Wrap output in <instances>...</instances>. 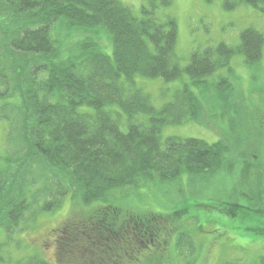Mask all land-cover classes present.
I'll return each mask as SVG.
<instances>
[{
	"label": "trees",
	"instance_id": "1",
	"mask_svg": "<svg viewBox=\"0 0 264 264\" xmlns=\"http://www.w3.org/2000/svg\"><path fill=\"white\" fill-rule=\"evenodd\" d=\"M238 1L264 12V0ZM223 3L227 8L238 4ZM0 12L6 21L0 32L8 49L7 74L0 73V79L7 96L18 98L12 103L18 115L10 117L6 137V144L17 145L10 154H0V225L6 233L26 226L43 211L58 208L70 191L90 203L114 188L137 187L145 179L171 181L182 174L212 175L230 169L232 163L225 156L233 148L226 137L212 143L194 137H161L160 126L179 125L198 116L200 101L193 91L183 88L173 101L155 109L149 94L135 87L133 78L139 74L167 81L186 72L193 84L204 86L207 76L219 67H229L235 53L242 54L248 65L258 63L264 33L245 28L238 45L219 42L194 50L181 67L175 55L174 20L138 17L118 0H0ZM60 21L69 33L81 28L108 32L112 55L98 50L84 53L81 60L60 59L59 43L50 33ZM125 80L131 81V89ZM220 81L230 87L226 77ZM85 105L93 112L79 109ZM117 109L127 116L126 131L113 116ZM139 111L148 115V126L136 122ZM30 168H43V172L27 181ZM261 171L264 198V166ZM162 216L106 204L90 214L65 219L53 229L57 262L131 263L145 244L154 242ZM20 263L49 264L37 256ZM220 264L248 263L234 259ZM249 264H264V255Z\"/></svg>",
	"mask_w": 264,
	"mask_h": 264
},
{
	"label": "rangeland",
	"instance_id": "2",
	"mask_svg": "<svg viewBox=\"0 0 264 264\" xmlns=\"http://www.w3.org/2000/svg\"><path fill=\"white\" fill-rule=\"evenodd\" d=\"M118 1L138 17L159 22L174 20L177 26L175 55L181 67L187 65L188 56L194 50L215 47L219 42L238 45L240 31L248 26L264 33V12L250 3L239 1L236 7L225 8L224 0H171L169 4L162 0ZM5 23L0 14V27H4ZM51 33L60 43V59L75 57L81 60L84 53H93L95 49L108 55L113 53L109 34L104 30L98 32L81 28L69 33L64 23H58ZM82 42L88 45L84 48ZM5 43L6 37L0 32V73L4 72V63L8 64ZM229 67H219L207 76L204 86L193 84L186 72L177 79L167 81L159 76L137 74L133 81L135 87L149 94L155 109L173 101L174 94L183 88L193 91L200 101L196 119L179 125L160 126L161 137H194L208 143L226 137L233 148L225 156L232 163L230 169H222L212 175L182 174L171 181L145 179L137 187L114 188L105 198L90 203H85L78 193L70 191L62 198L58 208L39 213L28 220L26 226L21 225L6 233L0 225L2 264H21L20 259L26 260L31 256L42 257L50 264H59L53 238L56 231L53 229L65 219L90 214L106 204H114L127 211L164 213L160 219L162 230L160 226L154 233V242L149 248L145 244L138 259L127 264H220L234 259L249 264L264 255V229L260 230L264 227V213L259 210L262 208L259 203L264 207L261 190V169L264 166V45L258 63L248 65L242 54L235 53L230 58ZM14 70H10L12 77ZM221 77L228 79L230 87L220 81ZM124 82L128 89L132 88L131 81ZM5 91L6 87L0 79V111L4 106L0 117V154L3 155L10 154L13 146L17 145L6 144V137L9 119L16 112L12 103L18 98L7 96ZM79 109L93 112L88 105L79 106ZM112 113L121 124V129L126 131V114L121 109ZM134 118L145 126L149 124L148 115L144 112L139 111ZM238 145L240 149L236 150ZM42 172L43 168H30L25 180L29 181ZM236 202L239 206H230V203Z\"/></svg>",
	"mask_w": 264,
	"mask_h": 264
},
{
	"label": "bare ground",
	"instance_id": "3",
	"mask_svg": "<svg viewBox=\"0 0 264 264\" xmlns=\"http://www.w3.org/2000/svg\"><path fill=\"white\" fill-rule=\"evenodd\" d=\"M58 23L60 24V23H63V22L60 21V22H58ZM58 23H57L56 25H58ZM56 25H54V27L50 30V33H51V31L55 28ZM72 32H73V31H72ZM107 33H108V32H107ZM51 37H53V36H52V33H51ZM53 38H54V37H53ZM109 38H110V35H109ZM54 39H55V38H54ZM59 47H60V43H59Z\"/></svg>",
	"mask_w": 264,
	"mask_h": 264
}]
</instances>
